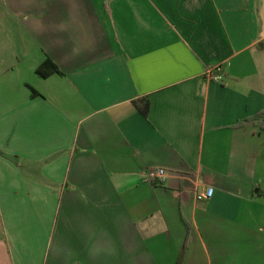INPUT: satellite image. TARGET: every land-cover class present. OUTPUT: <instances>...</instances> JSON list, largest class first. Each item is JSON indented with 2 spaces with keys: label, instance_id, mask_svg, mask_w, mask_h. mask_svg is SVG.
I'll list each match as a JSON object with an SVG mask.
<instances>
[{
  "label": "crops",
  "instance_id": "obj_1",
  "mask_svg": "<svg viewBox=\"0 0 264 264\" xmlns=\"http://www.w3.org/2000/svg\"><path fill=\"white\" fill-rule=\"evenodd\" d=\"M183 246L264 264V0H0V264Z\"/></svg>",
  "mask_w": 264,
  "mask_h": 264
},
{
  "label": "trees",
  "instance_id": "obj_2",
  "mask_svg": "<svg viewBox=\"0 0 264 264\" xmlns=\"http://www.w3.org/2000/svg\"><path fill=\"white\" fill-rule=\"evenodd\" d=\"M35 72L38 75L44 77V76L49 75L50 73L58 72V69L54 66V64L50 60L47 59V60H45L42 64H40L36 68ZM31 93L33 94L34 91L31 90ZM254 121H255L254 118H247V119L239 122L238 125H242V124L247 123V122H252L253 123ZM184 249H185V246H183L182 251L180 252V255H179L178 259H177L176 264H179Z\"/></svg>",
  "mask_w": 264,
  "mask_h": 264
},
{
  "label": "built area",
  "instance_id": "obj_3",
  "mask_svg": "<svg viewBox=\"0 0 264 264\" xmlns=\"http://www.w3.org/2000/svg\"><path fill=\"white\" fill-rule=\"evenodd\" d=\"M209 77L215 81H220L221 76L217 74L211 73V71H208ZM164 171L161 168L156 169H150L146 173V179L151 182L161 181L163 177ZM212 193V188H207L206 193L204 194V197H209Z\"/></svg>",
  "mask_w": 264,
  "mask_h": 264
},
{
  "label": "rangeland",
  "instance_id": "obj_4",
  "mask_svg": "<svg viewBox=\"0 0 264 264\" xmlns=\"http://www.w3.org/2000/svg\"><path fill=\"white\" fill-rule=\"evenodd\" d=\"M14 1V0H13ZM18 1H21L22 3H26L28 0H18ZM1 4H2V2H1ZM25 7V6H24ZM7 24V23H6ZM57 213H58V210L57 211H54V213H53V216H57ZM21 215H23V216H26V214L24 213V214H22L21 213Z\"/></svg>",
  "mask_w": 264,
  "mask_h": 264
}]
</instances>
